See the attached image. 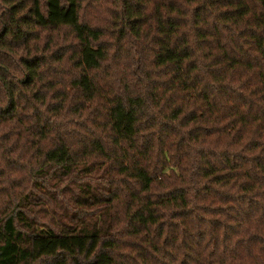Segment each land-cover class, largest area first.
Wrapping results in <instances>:
<instances>
[{"label": "trees", "instance_id": "1", "mask_svg": "<svg viewBox=\"0 0 264 264\" xmlns=\"http://www.w3.org/2000/svg\"><path fill=\"white\" fill-rule=\"evenodd\" d=\"M208 214L212 264H264V0H0V264H138Z\"/></svg>", "mask_w": 264, "mask_h": 264}, {"label": "rangeland", "instance_id": "2", "mask_svg": "<svg viewBox=\"0 0 264 264\" xmlns=\"http://www.w3.org/2000/svg\"><path fill=\"white\" fill-rule=\"evenodd\" d=\"M97 181L98 179L96 178L92 182L96 183ZM72 189L73 188L70 187V189L67 190V193H65L66 197L71 196L70 194L73 192ZM200 205L202 208L208 209L211 208L213 204L202 202ZM215 205H213V207ZM71 210L72 207L69 208V211ZM52 216L58 219L55 214ZM212 219L217 220L213 223ZM223 219V216L215 218L211 217L210 214L203 219H195V216L172 219L167 224L164 235L161 239H157L159 242L157 249H165L166 254L155 255L147 246L144 248L147 251V256H145V258L142 257L138 264H202L204 262L212 264L216 261L218 262L219 254L225 250L224 247L226 244L224 239L225 225L221 221ZM230 223H232L230 225V228H232L234 222L230 221ZM185 225L190 227L186 228ZM195 226L198 227V229H194ZM186 234L192 238H187ZM231 242L232 240H230V243ZM246 250L247 248H240L238 246L233 251H235L237 255L242 256ZM236 261H238V257ZM239 263L249 264V260L242 259Z\"/></svg>", "mask_w": 264, "mask_h": 264}]
</instances>
